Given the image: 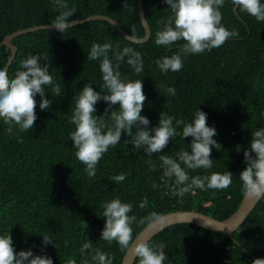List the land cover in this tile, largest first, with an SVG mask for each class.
Listing matches in <instances>:
<instances>
[{
	"label": "trees",
	"instance_id": "16d2710c",
	"mask_svg": "<svg viewBox=\"0 0 264 264\" xmlns=\"http://www.w3.org/2000/svg\"><path fill=\"white\" fill-rule=\"evenodd\" d=\"M66 2L76 9L73 19L102 14L116 21L129 35H143L136 0ZM167 7L164 0H142L149 28V37L142 43L124 39L102 20H88L63 33L40 29L11 39L17 50L7 66L9 76L19 69L22 59L40 55L48 57L40 63L50 65V74L61 87L60 96H53L50 86L46 89L45 98L52 101L47 110L40 109V96H35L37 119L31 130L21 133L14 129L10 134L0 120V235L9 231L16 251L30 249L36 255L46 254L53 264H66L69 259H75L76 264H97L91 260L92 250L81 252L83 244L90 241L92 249L108 253L112 264H119L124 251L116 242L109 244L100 239L105 223L102 204L117 196L132 204L129 215H135L137 221L151 213L161 215L176 209L223 219L237 207L243 193L238 177L245 168L243 150L250 146L251 131L264 127V22L243 11L235 10L234 14L231 0H225L220 9L221 23L238 31L239 37L229 38L210 52L185 56L179 72L162 73L155 61L172 53L155 44V33L160 27L157 22L171 14ZM57 11L54 0H0V40L18 29L51 24ZM93 42H110L113 49L132 47L141 53L142 73L135 74L126 62L120 71L124 78L142 80L147 99L141 115L149 119V128L158 125L163 111L175 118L174 125L178 119L190 122L196 108L207 114V124L216 129L213 139L219 145L212 147L213 167L189 170V175L228 171L233 174L230 187L194 189L182 199L171 194L159 157L176 158L181 149L191 151L187 146L192 138L183 139L180 135L173 137L162 153L148 156L143 148H133L131 138L122 133L121 141L110 147L98 163L96 176H87L72 147L70 133L75 126L70 117L75 108L74 97L84 84L90 83L94 90L104 94L99 61L87 59ZM177 47L172 46V52ZM8 54V49L0 46V68ZM167 87H175L176 95H169ZM106 107L107 102L98 101L95 115H102ZM135 131L133 128V135ZM237 145L241 146L239 152ZM149 162L155 164V171ZM120 173L126 174L123 182L111 180ZM153 183L159 187L153 188ZM141 203L147 207L141 209ZM145 224L134 223L133 236ZM43 235L50 236L52 242L44 245ZM148 241L163 245L167 255L164 264H251L248 253L264 259V198L256 202L230 236L191 223H176ZM132 264H138L136 258Z\"/></svg>",
	"mask_w": 264,
	"mask_h": 264
},
{
	"label": "clouds",
	"instance_id": "9594fccd",
	"mask_svg": "<svg viewBox=\"0 0 264 264\" xmlns=\"http://www.w3.org/2000/svg\"><path fill=\"white\" fill-rule=\"evenodd\" d=\"M224 2L225 0H164L171 14L157 22L160 27L155 33V44L171 50L172 54H164L155 61L162 73L179 72L184 67L185 56L210 52L221 47L229 38L239 37L238 31L229 30L221 23L223 15L220 9ZM231 3L236 11H243L257 21L264 22L262 0H231ZM54 5L58 14L51 21V27L63 33L74 26L76 9L70 7L66 0H54ZM180 41L183 43H179ZM174 45L178 47L172 52ZM42 58L45 61L48 59L40 55L22 59L19 69L12 76H9L7 68H0V120L8 126L10 134L14 129L22 133L33 128L37 119V94L40 96L41 110H47L52 103L45 98V91L49 86L53 96L61 95L60 84L50 74V65L40 63ZM87 59L99 61L104 94L94 90L90 83L84 84L76 94L75 108L70 117V122L75 127L70 133V139L72 147L76 149L75 156L84 165L89 178L96 176L98 163L110 147H115L121 141L122 133L131 138L133 148H143L148 156L162 153L169 141L180 135L183 139L192 138L187 146L191 151L181 149L176 153V158L167 155L159 157L164 182L168 184L171 194L182 199L194 189L224 190L231 186L233 174L228 171L189 175V170L211 169L212 147L219 146L213 139L217 134L216 129L208 126L205 112L196 108L190 122L178 119L174 125L175 118L163 111L159 114L158 125L148 127L149 119L141 115L147 99L142 80L124 78L120 71L122 63L126 62L135 74L143 72L144 61L139 51L127 46L113 49L110 42H93ZM165 91L172 96L177 93L175 87H167ZM101 100L107 102L108 107L102 115L97 116L95 105ZM113 105L118 107L112 108ZM178 127L181 128L179 132ZM133 128L136 130L134 135ZM236 150L239 152L241 146L237 145ZM243 157L245 168L238 177L245 198L255 203L264 198V127L251 131L250 146L243 150ZM149 163L155 171V164ZM126 178V174L120 173L111 177V180L120 183ZM152 187L158 188L159 185L153 183ZM139 207L146 208L147 204L141 203ZM102 208L105 223L100 234L101 240L109 244L116 242L122 251L130 252L138 264H164L167 255L163 245H152L146 238L134 237L132 228L134 223L143 225L148 221H162L163 217L151 213L137 221L135 215H129L132 204L122 202L118 196L104 201ZM51 242L50 236L43 235L44 245ZM89 250H92L91 260L97 264H112V257L98 248L92 249L90 241L83 244L81 252L87 253ZM0 264H53V261L46 254L36 255L30 249L16 251L8 231L0 235ZM66 264H76V261L69 259ZM251 264H264V259L255 258Z\"/></svg>",
	"mask_w": 264,
	"mask_h": 264
},
{
	"label": "water",
	"instance_id": "95a60500",
	"mask_svg": "<svg viewBox=\"0 0 264 264\" xmlns=\"http://www.w3.org/2000/svg\"><path fill=\"white\" fill-rule=\"evenodd\" d=\"M135 8L137 11V15L141 27L143 29V35L141 37H134L129 35L120 27V25L116 21L102 14H93L80 19H75L74 25L83 23L88 20H102L108 22L124 39L134 43H142L145 42L149 37V28L144 18V13L142 9V0H136ZM232 12L236 14L234 6L232 7ZM40 29H54V28L51 27V24L33 25L26 28L15 30L9 34L4 35L1 38L0 46H4L9 51V54L2 68H7V66L10 64L17 50L16 46L11 43V39H13L14 37L20 34L36 31ZM166 52L167 50L164 53ZM255 204L256 202L253 203L252 201L248 200L247 198H245L244 194L242 193V196L235 210L223 219H215L207 214L195 210L176 209L159 215L160 217H163L162 221H148L134 235V237L137 236V238L149 239L163 228L176 223H191L201 226L206 230L213 232H222L230 236L231 232L241 224V222L244 220V218L251 211V209L254 207ZM241 249L247 253V251L243 247H241ZM248 255L252 258V260L255 259V257L250 255L249 253ZM133 261H134V257L132 256V254L130 252L127 253L126 251H124L119 264H132Z\"/></svg>",
	"mask_w": 264,
	"mask_h": 264
}]
</instances>
